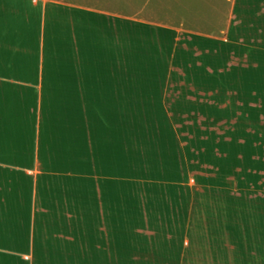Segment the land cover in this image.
<instances>
[{"label":"crops","instance_id":"crops-1","mask_svg":"<svg viewBox=\"0 0 264 264\" xmlns=\"http://www.w3.org/2000/svg\"><path fill=\"white\" fill-rule=\"evenodd\" d=\"M263 35L264 0H0V264H195L213 108L264 264Z\"/></svg>","mask_w":264,"mask_h":264},{"label":"rangeland","instance_id":"rangeland-1","mask_svg":"<svg viewBox=\"0 0 264 264\" xmlns=\"http://www.w3.org/2000/svg\"><path fill=\"white\" fill-rule=\"evenodd\" d=\"M242 30L245 36L255 32L248 27ZM218 97V93H213V99L218 100ZM212 114L213 122L195 125L196 135H200V131L203 135L200 146L197 145L201 152L197 164L189 166V171L185 172L184 180L189 183L195 198L192 227L185 243L188 249H194L186 259H194L195 264H230L251 259V193L245 191L243 198L236 197V124L231 122L230 114L227 123L223 124L216 122L219 111L213 108ZM220 156L222 162H219ZM194 230L195 235L192 234Z\"/></svg>","mask_w":264,"mask_h":264}]
</instances>
